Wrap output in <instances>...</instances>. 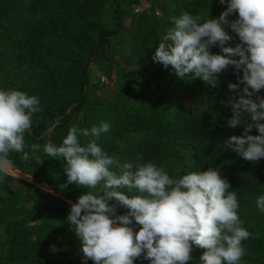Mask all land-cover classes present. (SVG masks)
Masks as SVG:
<instances>
[{
	"label": "trees",
	"instance_id": "obj_1",
	"mask_svg": "<svg viewBox=\"0 0 264 264\" xmlns=\"http://www.w3.org/2000/svg\"><path fill=\"white\" fill-rule=\"evenodd\" d=\"M155 1H160L159 14L151 7L131 13L132 4L140 0H0V89L38 96L42 109L32 116L25 151L9 154L12 166L27 165L30 180L19 183L7 174L0 182L1 264H93L84 260L81 242L66 219L71 205L89 189L75 184L63 188L67 181L65 161L41 151L37 154L44 161L38 165L30 149L31 144L43 147L49 140L59 146L74 126L73 118L84 108L87 111L80 128L99 127L101 122L111 127L99 137H78L81 144L95 139L121 163L152 162L177 178L191 171L219 168L229 182V191L237 194L242 226L252 234L242 241L245 255L240 264H264V212L256 204L264 195V158L255 163L246 161L226 147L225 141L242 135L243 127L227 126L232 111L222 109L211 115L212 109L222 104L204 105L207 84L190 77L181 79L171 66L164 68L152 60L166 30L174 27L173 17L188 12L205 19L207 14L210 19L218 18L227 8V0L224 4L219 0ZM105 2L113 11L112 29L103 22ZM127 15L126 53L121 59L113 58L109 56L111 41L119 35ZM236 18L235 13L227 17L229 23ZM223 27L232 37L225 46L240 43L228 25ZM210 52L223 55L219 46H212ZM91 63L102 65L108 79L116 73L157 89L142 90L133 97L118 89L99 94L88 107ZM219 74L241 79L243 75L232 65ZM229 83L238 84L230 81L224 86ZM243 87L239 84L227 100L239 98ZM256 95L264 98V89ZM242 115L245 123L250 122L247 114ZM249 134L258 132L253 128ZM112 170L120 174L118 167ZM50 188L64 197L47 200ZM120 191L139 194L136 189ZM126 213V208L117 205V215ZM203 251L193 245L188 264H200ZM134 264L150 262L141 256Z\"/></svg>",
	"mask_w": 264,
	"mask_h": 264
},
{
	"label": "clouds",
	"instance_id": "obj_2",
	"mask_svg": "<svg viewBox=\"0 0 264 264\" xmlns=\"http://www.w3.org/2000/svg\"><path fill=\"white\" fill-rule=\"evenodd\" d=\"M233 13L237 18L229 23L227 17ZM172 22L174 27L166 30L152 60L164 68L171 66L181 79H200L212 88L217 86V74L229 65L242 71L239 83L228 85L235 91L243 84L242 94L229 97L226 106L232 111L227 126H242L243 133L230 136L225 144L246 161L264 158V98L256 95L264 89V0H227V8L218 18L184 12ZM224 25L238 35L240 43L235 47L225 46L232 37ZM212 46H219L223 55L212 54ZM39 111L38 96L0 89V182L13 165L9 154L25 151V134L32 127L33 114ZM242 112L250 122H244ZM110 127L108 122L91 129L72 126L59 146L51 140L43 147L30 145L38 165L44 161L37 154L41 151L65 161L63 188L75 184L90 189L71 205L66 218L81 242L84 260L134 264L143 256L150 264H188L195 245L204 249L200 264H240L245 255L242 241L252 234L242 226L237 194L229 191V182L219 168L191 171L177 178L152 162L121 163L95 139L82 145L78 138L99 137ZM253 128L257 135L249 134ZM113 167L120 169L119 175ZM120 189H136L139 194L128 195ZM256 204L264 212V195ZM117 205L127 213L117 215Z\"/></svg>",
	"mask_w": 264,
	"mask_h": 264
},
{
	"label": "rangeland",
	"instance_id": "obj_3",
	"mask_svg": "<svg viewBox=\"0 0 264 264\" xmlns=\"http://www.w3.org/2000/svg\"><path fill=\"white\" fill-rule=\"evenodd\" d=\"M159 4L160 1H155V0H140L138 4H132L131 6V13H134L136 11H140L144 8H153L156 14H159ZM103 22L104 24L112 29L114 27V16H113V11L111 8V5L109 2H105L103 5ZM130 22V17L127 15L123 19V24L121 31L119 35L112 39L111 41V47L109 50V56L113 58H118L121 59L122 55L126 53L123 48V38L126 34V29L129 25ZM90 73H91V87L88 90V99H87V106L89 107L92 105L99 94H106L108 92H114L120 89L124 94H126L129 97H133L136 94H138L140 91L145 90L148 92H153L156 91V87L151 84L147 83H135L132 82L128 78H124L122 76L116 75V73H112L110 79L106 76V74L103 71V67L100 64H94L91 63L90 65ZM130 69L127 67V70ZM241 80V77L238 76H222L219 73L217 74V86L215 88H212L210 85H207L205 89V102L204 105L208 106L211 103H218L222 104L221 106L215 107L211 111V115H214L215 113H218L222 111V109H225L226 111H231L230 106H226V102L228 101V95H233L234 92L230 91L228 86L225 87L228 82L232 81L234 83H239ZM176 90V87L172 88V91ZM183 97H185L183 95ZM186 98V97H185ZM183 98V100H186ZM222 101V103H221ZM224 107V108H223ZM86 108H84L81 112H79L74 118H73V124L77 128H80L81 126V120L83 119L85 113H86ZM24 159L26 158L25 156L23 157ZM7 174L12 175L17 179L19 183H24L30 180V171L27 167L26 164L20 166V167H14L12 166ZM90 191V189H89ZM97 191H99L97 189ZM64 195L55 189L49 190V196L47 200L49 201H55L58 199L63 198ZM37 205V204H35ZM0 234H1V227H0ZM2 254V247H1V240H0V255ZM1 264V261H0Z\"/></svg>",
	"mask_w": 264,
	"mask_h": 264
},
{
	"label": "water",
	"instance_id": "obj_4",
	"mask_svg": "<svg viewBox=\"0 0 264 264\" xmlns=\"http://www.w3.org/2000/svg\"><path fill=\"white\" fill-rule=\"evenodd\" d=\"M70 109H71V106H70V107H68V109H67V111H66V112L68 113V112L70 111Z\"/></svg>",
	"mask_w": 264,
	"mask_h": 264
}]
</instances>
